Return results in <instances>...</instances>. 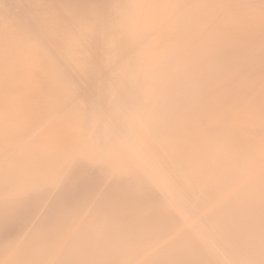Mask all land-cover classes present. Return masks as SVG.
Instances as JSON below:
<instances>
[{
  "label": "bare ground",
  "instance_id": "1",
  "mask_svg": "<svg viewBox=\"0 0 264 264\" xmlns=\"http://www.w3.org/2000/svg\"><path fill=\"white\" fill-rule=\"evenodd\" d=\"M0 264H264V0H0Z\"/></svg>",
  "mask_w": 264,
  "mask_h": 264
}]
</instances>
